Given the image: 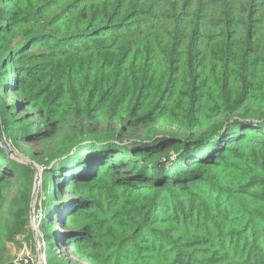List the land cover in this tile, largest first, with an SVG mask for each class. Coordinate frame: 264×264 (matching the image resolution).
<instances>
[{
  "label": "trees",
  "instance_id": "obj_1",
  "mask_svg": "<svg viewBox=\"0 0 264 264\" xmlns=\"http://www.w3.org/2000/svg\"><path fill=\"white\" fill-rule=\"evenodd\" d=\"M0 0V264H264V0ZM38 208V207H37Z\"/></svg>",
  "mask_w": 264,
  "mask_h": 264
},
{
  "label": "rangeland",
  "instance_id": "obj_2",
  "mask_svg": "<svg viewBox=\"0 0 264 264\" xmlns=\"http://www.w3.org/2000/svg\"><path fill=\"white\" fill-rule=\"evenodd\" d=\"M18 2L21 5H23L22 0H18ZM7 45H8V43H2V44H0V47L4 49L7 47ZM4 139H5V137H4ZM7 145H8V147H10V150H12V152H13L11 155H9L10 157L14 158L19 163L29 161L23 156L21 151L12 148L10 146V144H7ZM36 169H37V175H39L41 177L42 167L36 166ZM41 182L42 181H40V183H38L36 180L38 188L36 189V191H34V194H33L32 209H31V215H30V221H31L30 225H31V229L33 232V239L31 242L30 241L27 242V248H28V250L31 248V252H30V254L32 255L31 264H47V255H46V251L44 249V243H43V237L41 234V230L39 228L40 219H41L40 217L42 216L41 208L39 209V193L41 191V186H42ZM24 242H26V241H23L22 245H21V243H18V242L17 243H10V242L8 243V247L10 250L9 254L13 260L17 259L19 257V255L21 254V252L23 250L22 247H23ZM44 257L46 258V261H45Z\"/></svg>",
  "mask_w": 264,
  "mask_h": 264
},
{
  "label": "built area",
  "instance_id": "obj_3",
  "mask_svg": "<svg viewBox=\"0 0 264 264\" xmlns=\"http://www.w3.org/2000/svg\"><path fill=\"white\" fill-rule=\"evenodd\" d=\"M42 248V247H41ZM22 252L17 259H15L12 264H31L32 255L30 254L31 248L28 250L27 242L23 243ZM45 261L46 258L44 257Z\"/></svg>",
  "mask_w": 264,
  "mask_h": 264
},
{
  "label": "water",
  "instance_id": "obj_4",
  "mask_svg": "<svg viewBox=\"0 0 264 264\" xmlns=\"http://www.w3.org/2000/svg\"><path fill=\"white\" fill-rule=\"evenodd\" d=\"M0 143L2 144V146H3V148H4V150H5L7 155H11L13 153L12 150H10V147H8V145H7V143H6L5 139H4V135H3L2 128H1V124H0ZM31 166L36 168V165H34V164H31ZM40 179H41V177L39 175H37V182L38 183H40ZM37 188H38V186H37V183H36L34 191H36Z\"/></svg>",
  "mask_w": 264,
  "mask_h": 264
}]
</instances>
